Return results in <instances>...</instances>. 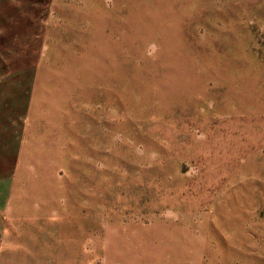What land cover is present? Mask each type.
<instances>
[{
    "label": "rangeland",
    "instance_id": "rangeland-1",
    "mask_svg": "<svg viewBox=\"0 0 264 264\" xmlns=\"http://www.w3.org/2000/svg\"><path fill=\"white\" fill-rule=\"evenodd\" d=\"M0 264H264V0H0Z\"/></svg>",
    "mask_w": 264,
    "mask_h": 264
},
{
    "label": "crops",
    "instance_id": "crops-1",
    "mask_svg": "<svg viewBox=\"0 0 264 264\" xmlns=\"http://www.w3.org/2000/svg\"><path fill=\"white\" fill-rule=\"evenodd\" d=\"M58 225V224H57Z\"/></svg>",
    "mask_w": 264,
    "mask_h": 264
}]
</instances>
